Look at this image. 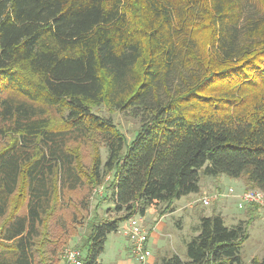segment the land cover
Segmentation results:
<instances>
[{
	"label": "trees",
	"instance_id": "16d2710c",
	"mask_svg": "<svg viewBox=\"0 0 264 264\" xmlns=\"http://www.w3.org/2000/svg\"><path fill=\"white\" fill-rule=\"evenodd\" d=\"M99 106L139 110L135 136ZM219 173L264 189V0H0V264H56L88 214L71 193L106 175L115 214L90 222L83 264ZM258 209L200 214L186 257L157 264H264L241 256Z\"/></svg>",
	"mask_w": 264,
	"mask_h": 264
},
{
	"label": "rangeland",
	"instance_id": "374dc122",
	"mask_svg": "<svg viewBox=\"0 0 264 264\" xmlns=\"http://www.w3.org/2000/svg\"><path fill=\"white\" fill-rule=\"evenodd\" d=\"M247 13L251 12L250 6L246 7ZM99 114L110 116L113 122L117 125L119 130L130 141L140 125L139 110L136 114L130 111H117L110 110L107 107L99 106L95 109ZM95 146L85 144L80 147V158L83 163L89 164L93 149ZM99 153L101 160H105L107 156V150L105 146H99ZM111 179L110 175H106L103 182L100 185L93 187L90 191L83 188L79 191L71 193V199L75 203L85 204L88 207V214L86 217H81L80 222L76 224L75 235L69 237L66 246H78L82 250V255L85 257V249L81 247L85 237L87 236L89 224L97 217H113L115 212L112 209L111 201V187L108 186ZM199 192L182 195L176 199L174 203L175 212H168V215L164 216L165 227L159 232V241L156 245H151L150 251L153 255H169L171 253H177L181 258H185L186 243L195 234V227L198 221L195 220L196 212L200 208H206L202 204L201 197L207 194L213 198L212 204L207 205L209 209L219 206L227 208L228 211H232L236 217L234 222L231 223L230 216L224 217L226 225L235 224L240 220L246 219L245 210H239L238 194L244 190L245 187L243 181L238 178H231L223 173L217 175H201L199 179ZM228 187H233V195H227L226 190ZM158 207L151 205L146 208L143 215L144 225L154 223L156 219H159ZM166 217V218H165ZM155 220V221H154ZM120 226L116 231L107 233V238L104 244L103 251L98 255V260L104 264H114L115 260L119 257V250L125 252L129 245L128 240L122 235ZM149 226V225H148ZM248 237L243 243L241 248V256L245 261H249L252 257L261 258L264 256V209L260 208L257 211V217L247 224ZM151 241V240H150ZM148 245V244H147ZM137 264L138 262L135 261ZM146 264V263H141Z\"/></svg>",
	"mask_w": 264,
	"mask_h": 264
},
{
	"label": "built area",
	"instance_id": "2783aa9c",
	"mask_svg": "<svg viewBox=\"0 0 264 264\" xmlns=\"http://www.w3.org/2000/svg\"><path fill=\"white\" fill-rule=\"evenodd\" d=\"M234 188L228 187L227 195H233ZM237 207L239 210L245 209L248 205H256L264 209V189L245 188L238 195ZM202 204L207 206L213 201V198L204 194L201 197ZM121 232L129 242V251L131 256L138 264L146 263L151 256L148 247L149 231L143 224L142 216L134 214L123 221ZM82 250L78 246H69L63 250L59 261L56 264H83Z\"/></svg>",
	"mask_w": 264,
	"mask_h": 264
},
{
	"label": "crops",
	"instance_id": "0c3cea01",
	"mask_svg": "<svg viewBox=\"0 0 264 264\" xmlns=\"http://www.w3.org/2000/svg\"><path fill=\"white\" fill-rule=\"evenodd\" d=\"M243 188H246V187L243 186ZM174 203H176V201H174ZM211 204H212V201H211L210 205ZM176 210L177 209H174L173 211H170V212H175ZM213 212L214 213L221 214V216L223 217V219H224L225 216H230L229 218L232 219L231 220V223H233L235 221L234 218L236 217V215L232 211H228L227 208H222V207H219V206H215V207H213L211 209H209L207 206H206L205 209L204 208L198 209L197 212H196V218H195V220L198 221V217H199L200 214L210 215ZM166 215H168V212L165 213L162 216H159L158 215L159 216V219L158 220L156 219V221L154 220L155 221L154 223H149V224H147V226L145 225V227L149 231V237H148V247H149V249H151V247L149 246V243L151 245H156L157 242L159 241V239H158L159 238V232L162 231V229H164V227H165V222H164V219L163 218ZM142 219H143V216H142ZM143 224H144V219H143ZM125 248H126L125 252L122 251V250H119V257L115 260V263L114 264H137L135 262L134 258L130 254L129 245H128V247H125ZM161 257H162V255L156 256V255H153L151 253V256L147 260L146 264H157V261Z\"/></svg>",
	"mask_w": 264,
	"mask_h": 264
}]
</instances>
